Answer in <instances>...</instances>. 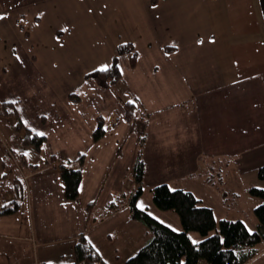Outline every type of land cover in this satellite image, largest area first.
<instances>
[{"label":"rangeland","instance_id":"374dc122","mask_svg":"<svg viewBox=\"0 0 264 264\" xmlns=\"http://www.w3.org/2000/svg\"><path fill=\"white\" fill-rule=\"evenodd\" d=\"M102 1H107L110 9L108 6L103 8ZM109 1L112 4L108 0H81L82 4L73 0H47L37 3L36 9L32 2L33 6L23 9V13L30 16L39 10L42 23L35 30L32 20L26 17L25 28L35 36L30 40L24 38V41L16 39L18 35L16 27L10 23V14L0 13L6 17L0 20V40L3 41L0 43V107L2 109V103L6 101H20L7 107L8 114H0V185L8 192L14 179L19 178L26 195L15 215L3 217L11 221L0 223V234L22 233L29 239L28 242L0 238V264H74L73 232H83L91 239L107 264H126L152 238L150 230L131 215V199L139 188L142 192L137 196V205H145L143 209L137 206L139 209L179 232L184 231L176 212L160 210L153 202L152 190L161 184L191 194L197 200L196 208L208 211L217 227L223 219L241 220L250 231H259L255 208L262 200L250 195L248 190L250 187L264 189L261 187L264 180L258 178L259 169L264 166H258L264 150V74L260 75L264 57L245 53L258 51L257 41L248 36L249 39L241 38L236 42L244 49L241 52L246 54L245 61L249 58L251 63L248 65L254 66L251 73L242 71L240 75L243 78L253 75L252 79L229 86L228 90H219L210 103L207 98L205 102L191 103L184 107V112L181 108L154 102L150 104V108L157 109L153 117L149 120L145 115L143 120H138L146 127V132L140 133L135 128L127 134L130 124L122 118L133 100L129 94L128 83L131 82L127 71L126 82L121 80L107 88H99L94 79L88 77L94 68L103 63L111 64L110 41L120 37L116 35L120 33L117 30L119 22L114 21L112 12L116 4L126 0ZM129 1L134 5L139 3L141 7L146 6L148 0ZM197 5L196 0H189V8ZM229 8H223L227 19ZM126 9L116 8V16L123 15ZM87 10L90 17H84ZM142 10L148 17L151 15L149 9ZM195 12L199 10L196 8L192 13ZM109 18L112 23L108 22ZM61 23H70L72 34L66 33L62 41L55 42L51 39L50 29ZM222 39L223 42L216 46L227 50L230 33ZM21 43L27 46L19 49L17 45ZM30 45L38 54L37 62L31 60L35 53L28 52ZM230 45L233 47L231 42ZM13 49L22 52L23 55L18 54L22 62L11 54ZM126 55L120 56L121 63L128 59ZM24 75L36 79L40 86H32L23 80ZM200 107L203 109L201 120ZM13 109L15 114H10ZM98 116L103 118L110 135L105 134L95 141L93 132L98 125ZM118 120V126H121L113 131L112 125ZM191 123L199 126L203 123L204 127L199 128L206 134L214 131L208 136L210 144L206 156L198 158L199 150L184 148L186 139H198V128ZM229 128H235L237 132H231ZM32 129L46 133L41 144L24 142L27 132ZM216 129L222 131L216 133ZM116 137L120 140L115 141ZM138 142L143 144L145 169L142 184L133 186V167L140 150ZM220 152L223 157L219 156ZM226 154L242 159L241 166L232 167L235 158L226 157ZM80 155L86 157L85 165H89L84 171L88 174L86 178L90 179L97 172L107 179L100 182L99 190L92 194H95L91 202L93 210L84 205L92 195L85 202L81 195L79 203L66 199L69 205H63L61 200L66 196H59L46 173L30 176L31 165L46 166L55 157L73 161ZM106 171L111 175L106 176ZM112 202L120 208L114 214L110 208ZM39 233L41 239L48 236V245L39 242ZM215 233L216 229H213L207 235ZM188 234L199 243L206 237L196 231ZM258 248L259 254L248 264H264V241ZM37 252L38 256L35 255Z\"/></svg>","mask_w":264,"mask_h":264},{"label":"crops","instance_id":"0c3cea01","mask_svg":"<svg viewBox=\"0 0 264 264\" xmlns=\"http://www.w3.org/2000/svg\"><path fill=\"white\" fill-rule=\"evenodd\" d=\"M41 1L47 0H0V13L10 14V23L13 24V27H16V33L18 35V38L16 37L17 40H23L24 38L30 40L35 36V34H32L25 28L24 21L26 17H28V19L32 20L34 23L36 30L42 23V17L39 14V10L36 11V13L27 16L23 13V9L31 8L33 6L32 2H34V8L36 9V4H41ZM73 1L81 2V0ZM196 1L198 2V5L194 8H189V0H148L146 6L142 5L141 7L144 6V8L150 10L149 14L151 15L149 17L147 16V13H143L142 9L144 8H141L139 3H135L134 5L131 4L129 0L124 1V3L116 4V7L113 9L112 13L114 15V21L116 23L119 22L117 30L120 33L116 35H120V37L117 36L116 39L110 41L109 50H111L112 53L110 54V51H108V54H110L112 62L109 66L114 63L119 64V67L122 70L123 82L127 81L125 76V72L127 71L129 82H131V84L128 83L129 94L133 97V100L130 101L129 104L137 105L134 106L133 113H130L133 119L132 122H128L125 119L127 111L122 118L131 125H129L127 134L132 133V129L135 128H137L140 133L146 132V127L138 120H143V116L147 115V113L150 114L149 120L153 117V113L156 112L157 109H154L153 107L150 108V104L154 102V104L166 103L169 104L167 106L181 108L184 112V107L191 103L205 102L206 98L208 99V103H210L212 99H215L214 93L217 95L219 90L224 88L228 90L229 86L238 85L240 82H245L253 78V75L246 78H243L240 75L242 71H246L248 74L254 70V66L248 65L251 63L250 59L247 58L245 61L246 54L248 56L259 54L260 58L262 54L264 57V50H261V48L264 47V0ZM108 2L112 4L109 0ZM77 4H82V2ZM101 4L103 8L108 6L107 1H102ZM118 7L127 8L123 15L116 16V8ZM129 8L132 9L131 12L129 11ZM196 8L199 12L192 13ZM214 8L217 9L214 10ZM223 8H229L228 19L224 16L225 13L223 12ZM178 13L180 14L179 16H177ZM84 17H90L88 10L84 13ZM108 22L112 23L110 18L108 19ZM187 22H189L188 25ZM67 26H70L71 29ZM72 28L73 27L70 23H61V25L59 24L52 27L50 29L51 39L55 42L62 41L66 33H69V35L72 34ZM61 29H67V31H62ZM194 29L198 30L193 32ZM229 33L230 41L227 50L223 46H216L218 42H223L222 38L228 36ZM99 36L101 35L99 34ZM248 36L254 38L260 48L258 51H246L245 54L244 52H241V49L243 48H239L236 42L241 38L247 37L249 39ZM201 41L203 43H201ZM2 42L3 41L0 40V43ZM230 42L235 48L230 45ZM128 43L132 44L135 51H137L136 67H131L129 53L122 54H127L125 58L128 57L129 59H126L125 63H121L120 56L122 55H117V57L113 56L114 54H117L119 46ZM26 46L27 45L22 43L17 45L19 49ZM34 50V46L30 45V50L28 49V52L35 53L34 57L31 56V60L37 62L38 54L36 50L35 52ZM11 51V54L14 53L15 56H17L19 52L23 55L18 49H13ZM242 51H244V49ZM261 74H264L263 64H260V75ZM23 80L32 84V86H40L39 82L33 77H26L24 75ZM229 101L231 102V100ZM4 103L7 102H3L2 105ZM208 107L212 109L211 106L208 105ZM1 110L0 107V114H2ZM202 110L203 109L200 107V120ZM143 111L146 114H144ZM100 117L101 116H98L96 118L97 122ZM119 123V120L113 123V131L121 126V124L118 126ZM191 125L195 124L191 123ZM200 126L204 127L203 123H200ZM200 126L195 125V127L198 128V139H186V143L184 144V148L188 150H199L198 158L207 155V150L210 144L207 142L210 140L208 136H211L209 134L214 133L212 129V132L206 134L201 128H199ZM229 130L231 132H237V129L235 128H229ZM185 131L189 132L190 130L186 129ZM215 131L218 133L219 131H222V129H216ZM106 134H109V132L106 131ZM119 140L120 138L116 137L115 141ZM220 153L219 156L223 157V152ZM225 156L231 159L235 158L232 167L241 166L239 163L242 159L239 160L237 159V156L229 154H226ZM77 159L78 158L76 157L73 161L58 160V158L55 157L53 161L47 163L46 166L38 164L31 165L30 176H37L46 173L49 182L57 190L59 196L65 197V185L61 178L60 167L65 165L72 169H78L79 163L77 162ZM259 161L260 163L258 166L264 165V150L261 151ZM85 162L86 157L82 167L83 177L80 185L79 198L80 200L82 195L84 202L88 200L93 193L99 190L100 182L102 183L104 180L107 181V179L101 177L97 172L94 176H91L90 179L86 178V175L88 174H85L84 171L86 166L89 165H85ZM234 171L236 172L237 170ZM237 172H239V170ZM110 175L109 171H106V176ZM132 176L134 177L133 173ZM26 178L27 176H25L24 179ZM15 179L8 192H6L4 187L0 185V206H4L13 201L15 197ZM135 184L136 183L134 182L132 185L134 186ZM261 187L264 188V185ZM245 189L247 190V187ZM94 195H92L91 199L86 204L84 203L86 209L89 208L93 210L94 204L91 207H88V204L93 202L92 198ZM24 198H26L25 187ZM66 199V197L64 200L60 199L63 205H69ZM78 201L77 203H79ZM114 212L116 213V211H111L113 214ZM13 215L9 216L12 217ZM3 217L7 218V216H0L1 224L11 221ZM80 235L85 234L83 232L72 233L71 238L75 240V245ZM0 238L15 240L23 239L29 242V239L23 237L22 233H15L12 235V233L8 232L0 234ZM64 240L66 239H63L62 241ZM89 240L94 245L93 241L91 239ZM41 241L45 242L44 245H48V236H46L45 239H41L39 233V242ZM35 245H37V243ZM38 254L39 253L37 252L35 255L38 256ZM34 260L37 261L38 257Z\"/></svg>","mask_w":264,"mask_h":264},{"label":"trees","instance_id":"16d2710c","mask_svg":"<svg viewBox=\"0 0 264 264\" xmlns=\"http://www.w3.org/2000/svg\"><path fill=\"white\" fill-rule=\"evenodd\" d=\"M117 53L118 55L129 53L130 65L136 67L137 51H135L132 44L119 46ZM88 77H92L100 88H107L123 78L121 69L116 63L109 67L108 72L93 71L88 74ZM9 105H12V103L2 105L4 110L2 113L8 114L7 107ZM134 106L137 105H127L128 111L125 119L128 122L133 120L130 113H133ZM15 112V109L9 111L10 114H15ZM149 115L147 113V116ZM105 134L106 129L103 118L100 117L93 132V138L95 141H99ZM45 139V137L37 136L29 131L24 142L39 145ZM142 145L140 143L137 161L133 167L135 183L138 185L142 184L145 169L142 160ZM84 161V155H80L77 159L78 169H72L65 165L60 167L61 178L65 185V194L70 201L76 202L80 197ZM258 178L264 180V167L259 169ZM23 185L19 178L15 179V197L12 202L0 206V216L13 215L19 211L21 202L24 200ZM137 192V195L131 199V215L133 219L141 221L150 230L152 238L136 255L128 259L126 264H181V262L183 264H248L259 254L258 247L264 241V189L250 187L248 190L250 195L260 198V201L262 200V203L255 208L259 231H250L241 220L223 219L217 227L208 211L196 208L197 200L191 194L181 193L179 190H172L167 184H161L152 190L153 202L160 210L173 211L180 216L184 231H173V228L159 222L137 207V196L142 192V189L139 188ZM92 205L90 203L88 207ZM110 208L112 211L120 209L113 202L110 203ZM213 229H216V233L208 236V231ZM189 231L200 232L206 237L202 242L194 245L192 240L189 239ZM74 251V264H105L106 262L85 235H80Z\"/></svg>","mask_w":264,"mask_h":264},{"label":"snow or ice","instance_id":"6c2138e0","mask_svg":"<svg viewBox=\"0 0 264 264\" xmlns=\"http://www.w3.org/2000/svg\"><path fill=\"white\" fill-rule=\"evenodd\" d=\"M4 19H6V17L5 16H3V15H0V20H4ZM62 31H67V29H61ZM201 43H203L202 41H201ZM16 60L17 61H21V57L19 56V55H17L16 56ZM22 62V61H21ZM94 71H98V72H108L109 71V65L107 64V63H103L99 68H94ZM122 71V70H121ZM7 103H17V101H15V100H12V101H6ZM24 123H25V125L27 126V121L25 120L24 121ZM32 131H34V132H36V135L37 136H41V137H43V136H45L46 135V133H44V132H42V131H36V129H32ZM24 155L25 156H28L29 155V153H24ZM138 207H140L141 209H143L144 207H145V205L143 204V203H141V204H139V205H137ZM150 215H151V213H149ZM161 223H163V221H161ZM173 231H177V229H175V228H173L172 229ZM189 239L190 240H192V243L195 245V244H197V243H199V241L198 240H195V239H193V238H191V237H189ZM221 243H223V241H221ZM93 247H95V245H93ZM50 264H51V262H50ZM105 264H107V262H105ZM181 264H183V262H181Z\"/></svg>","mask_w":264,"mask_h":264}]
</instances>
